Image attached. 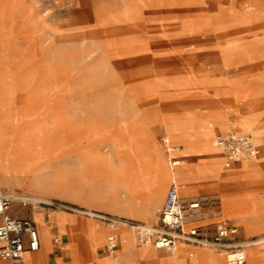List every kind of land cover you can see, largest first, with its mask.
Segmentation results:
<instances>
[{
    "label": "rangeland",
    "instance_id": "1",
    "mask_svg": "<svg viewBox=\"0 0 264 264\" xmlns=\"http://www.w3.org/2000/svg\"><path fill=\"white\" fill-rule=\"evenodd\" d=\"M249 4V0H0V165L6 167L23 155L20 144L12 147L4 131L7 126L14 127L17 120L6 118L1 105L13 111L30 108L32 118L43 116L37 112H55L72 126L85 122L107 125L130 117L146 122L152 117V126L158 129L163 116H198L200 112H183V107L204 101L206 91L216 92L232 68L234 73H240V67H226V58L235 63L248 57L246 49L259 47L264 19L243 21L242 14L256 11ZM226 32L229 35L224 37ZM260 63L264 64V60ZM253 117L256 116L248 115L235 123L251 130L258 155L236 163L233 169L255 161L264 182V133L255 139L254 127L249 123ZM50 119L53 121L54 116ZM228 121L213 131L211 123L203 121V125L210 126V132L203 135V125L193 128L189 123L166 120L163 124L172 145L187 143L190 133H195L203 140L210 138L204 147L212 148V140ZM22 133L24 139L38 136L42 146L51 144L50 136H43L38 124ZM161 136L157 133L155 142L163 153ZM131 143L136 155H141L137 152L142 144L132 139ZM216 151L224 163L220 150ZM44 154L47 157L54 153ZM186 157L179 158L170 179L177 182L187 167L199 169L200 176L214 173L213 164L202 154L196 161ZM78 159L71 149L56 157L58 162L72 165ZM91 159L96 163L99 153L92 152ZM235 173L224 171L222 176ZM169 185L170 182L163 198ZM257 191L264 195V189L247 181L246 175L198 189L193 197L181 186L179 195L183 201L195 198L200 203V216L186 228L205 227L211 235L218 223L231 221L245 238L264 234V230L251 233L237 217L224 220L222 214L224 193H236L231 194L235 199L256 195ZM257 215L264 220V211ZM190 248L188 252L198 249Z\"/></svg>",
    "mask_w": 264,
    "mask_h": 264
},
{
    "label": "crops",
    "instance_id": "2",
    "mask_svg": "<svg viewBox=\"0 0 264 264\" xmlns=\"http://www.w3.org/2000/svg\"><path fill=\"white\" fill-rule=\"evenodd\" d=\"M249 2L250 7H256V11L242 14L241 19L245 22L264 19V0ZM227 27L226 25L225 28ZM228 35L226 32L223 36ZM258 45L259 47L255 49H246L248 57L235 60V63L233 59L226 58V67L232 65L240 67V73H234L232 68L230 76L219 82L221 86L216 92L206 91V95H202L204 101L193 102L190 106L183 107V112L190 110L200 112L198 116L174 118L163 116L158 121V126L161 127L158 129L152 126V117L146 122H138L136 118L130 117L107 125L85 122L72 126L55 112L48 114L37 112L35 114L43 116L32 118L29 115L33 113L29 111L30 108L24 107L13 111L1 105L6 118L15 117L17 120L14 127L7 126L4 131L9 135L12 147L20 144L23 155L21 160H14L6 167L0 165V189H3L0 193H17L72 206L96 215L155 225L166 193L172 185L177 186L178 196L183 201L179 195L181 186L193 197L198 189L216 186L221 181L232 182L233 175L222 174L224 171L235 172L236 167L235 169L233 167L240 162H228L221 151L224 163L217 160L218 162L211 167L214 173L200 176L199 169L187 167L177 177V182L170 179L171 169L179 166V158L186 159L188 156L190 160L196 161L201 154L206 159L213 158L207 154L210 150L203 148L211 139L203 140L201 136L190 133L187 143L172 145L166 136L163 120L189 123L193 128L203 125V121H209L213 131L215 126H221L228 119L237 132L247 133L252 137L251 130L240 127L235 121L248 115H254L258 121H264V64L260 63L264 60V33L260 36ZM236 68L235 70H238ZM1 103L3 102L0 101ZM50 116H54L53 121ZM34 124H38L43 136H50L51 144L42 146L43 143L38 136L31 139H24L21 136L22 132H27ZM225 126L226 124L215 137L223 133ZM200 130L203 135L202 132H210V126L203 125ZM157 133H162L160 139H167L166 144L161 141L163 153L155 142ZM131 139L142 144V149L137 152L141 155H136ZM170 148L172 150H169ZM69 149L77 153L79 159L73 165L58 162L56 157L67 154ZM94 151L99 153L100 158L96 163L91 159ZM45 152L54 154L45 157ZM172 162L176 164L173 165ZM242 168H245L244 171L246 170L248 175L258 174L255 184L259 189H264L262 172L255 161L241 163L240 169ZM241 188H244L242 184ZM243 192L244 189L240 193ZM256 193L247 198L235 199L231 194L236 193H224L223 219L235 216L251 233L264 230V220L257 215L259 211H264V195L258 191ZM228 194L229 198L226 197ZM217 200L219 201V198ZM184 202L200 205L195 198ZM199 209L200 206L192 211L187 218L186 226L200 216ZM215 211L219 212L217 209ZM11 212L17 218L32 219L35 222L40 249L37 252L26 253L19 262L0 260V264H226L225 257L221 254H214L204 248L188 244H180L174 252L158 250L150 245L138 246L130 227L118 225L112 229L100 219L84 215L74 209H50L43 206L32 209L30 206L23 207L14 202ZM231 223L236 225L234 222ZM110 234H115L118 238L117 250L113 256L108 255L105 247ZM261 237H264V234L245 238L239 228L240 240L253 241ZM190 247L198 249L188 252ZM244 264H264V242L246 249Z\"/></svg>",
    "mask_w": 264,
    "mask_h": 264
},
{
    "label": "built area",
    "instance_id": "3",
    "mask_svg": "<svg viewBox=\"0 0 264 264\" xmlns=\"http://www.w3.org/2000/svg\"><path fill=\"white\" fill-rule=\"evenodd\" d=\"M163 144L166 138L161 139ZM213 144L218 148L228 162L236 163L254 159L257 154L252 137L247 133L235 130L229 121L222 134L217 135ZM169 150H172L170 148ZM173 165L176 162H172ZM14 202L21 206L37 209L41 206L50 209L71 210L68 206L52 202L34 200L12 192L0 193V260L16 263L21 261L26 253L37 252L40 249L39 235L32 219H20L12 215L11 207ZM198 203H186L180 200L177 186L172 185L165 197L157 224L143 223L118 219L107 215H95L110 228L125 225L133 230L136 245H151L166 252L176 251L178 245L188 244L217 251L225 257L226 264H244L246 249L256 243L264 242V237L253 241L239 239V228L229 221L220 222L210 235L205 227L194 226L186 228L187 218L198 209ZM118 246V238L110 234L106 239V252L113 256Z\"/></svg>",
    "mask_w": 264,
    "mask_h": 264
},
{
    "label": "bare ground",
    "instance_id": "4",
    "mask_svg": "<svg viewBox=\"0 0 264 264\" xmlns=\"http://www.w3.org/2000/svg\"><path fill=\"white\" fill-rule=\"evenodd\" d=\"M252 121L251 122H249V123H251V125H252V127H254V133H253V135H254V137H255V139H259V137H261V135H262V133H264V121H258V119H257V117H253L252 119H251ZM256 147V146H255ZM203 148L204 149H209L210 150V152H208L207 154L210 156V157H213V158H210V159H207L210 163H212V164H214V163H217L218 161L220 162H222V160H221V158L218 156V154L216 153L217 151L216 150H219L218 148H216L215 146H214V144L212 143V148L211 147H204L203 146ZM215 149V150H214ZM256 150H257V154H256V156L258 155V149L256 148ZM203 155V154H202ZM218 160V161H217ZM223 163V162H222ZM257 163V162H256ZM247 165V164H246ZM254 166H255V164H254ZM253 166V167H254ZM243 167V166H242ZM252 167V166H251ZM246 168V167H245ZM244 168V169H245ZM250 168V167H249ZM244 169L242 168V169H240V166H238L236 169H235V175L234 176H232V178H234V177H240V176H243V175H246V178H247V181H249V180H251L253 183H255L256 182V177H258V174L257 175H248L247 174V172H246V170L244 171ZM259 169H260V166H259ZM256 171V170H255ZM255 171H254V173H255ZM258 171V170H257ZM250 173H251V171H250ZM256 174V173H255ZM34 200H40V199H37V198H33ZM82 212V211H81ZM83 214H85V215H88V216H91V217H95V215L96 214H94V213H91V212H82ZM151 246V245H150ZM178 249V248H177ZM176 249V250H177Z\"/></svg>",
    "mask_w": 264,
    "mask_h": 264
}]
</instances>
